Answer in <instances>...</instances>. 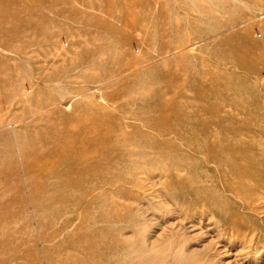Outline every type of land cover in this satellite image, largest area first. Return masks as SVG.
Returning <instances> with one entry per match:
<instances>
[{
  "label": "rangeland",
  "instance_id": "374dc122",
  "mask_svg": "<svg viewBox=\"0 0 264 264\" xmlns=\"http://www.w3.org/2000/svg\"><path fill=\"white\" fill-rule=\"evenodd\" d=\"M0 264H264V0H0Z\"/></svg>",
  "mask_w": 264,
  "mask_h": 264
}]
</instances>
